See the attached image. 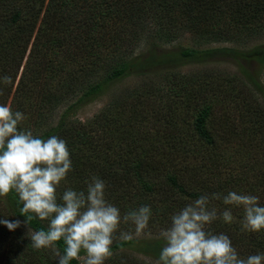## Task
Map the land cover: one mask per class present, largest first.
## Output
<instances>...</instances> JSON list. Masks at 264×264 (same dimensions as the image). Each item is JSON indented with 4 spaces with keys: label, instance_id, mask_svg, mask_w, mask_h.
<instances>
[{
    "label": "trees",
    "instance_id": "16d2710c",
    "mask_svg": "<svg viewBox=\"0 0 264 264\" xmlns=\"http://www.w3.org/2000/svg\"><path fill=\"white\" fill-rule=\"evenodd\" d=\"M153 14L157 22L149 28ZM261 18L264 0H0V78L13 81L0 82V104L25 115L18 130L67 142L72 170L57 188L58 202L68 188L86 190L95 175L121 217L141 206L152 210L144 232L153 238L116 239L111 246L112 252L134 248L149 262L111 255L105 264H156L164 246L160 232L200 196L236 191L264 206V45L135 53L145 32L163 44L185 34L198 45L246 44ZM217 58L231 59L238 71L179 70ZM130 76H147L150 84L116 92ZM36 89L40 101L29 102ZM104 97L108 102L95 116L75 118ZM22 206L15 191L0 197V220L25 222ZM211 206L218 215L231 207L222 200ZM233 217L208 229L228 235L241 257L264 254V230L242 231L241 209L233 208ZM47 227L38 218L15 231L0 224V264H57L52 249H33L27 235L29 228ZM126 229L135 231L121 220L114 239ZM58 247L63 253V241Z\"/></svg>",
    "mask_w": 264,
    "mask_h": 264
},
{
    "label": "clouds",
    "instance_id": "9594fccd",
    "mask_svg": "<svg viewBox=\"0 0 264 264\" xmlns=\"http://www.w3.org/2000/svg\"><path fill=\"white\" fill-rule=\"evenodd\" d=\"M0 82L13 83L10 76L0 78ZM25 119L23 113L0 104V197L15 191L23 205L20 212L27 218L25 222L3 219L0 224L15 231L34 218L48 221L46 230L28 229L33 249H52L57 264L81 259L84 264H105L112 255L121 220L134 225L135 235H142L149 225L151 208L141 206L121 217L120 209L106 199V183L95 175L86 182V190L68 188L58 202L57 188L72 170L67 142L58 136L45 140L30 130H18ZM217 200L231 207L218 215V209L211 206ZM233 208L243 211L242 231L264 230V206L258 197L236 191L203 195L172 215L170 226L160 232L164 246L156 264H262L264 254L241 257L228 235L208 229L217 219L230 224ZM131 238L130 232L120 233L122 240ZM61 241L63 253L58 247Z\"/></svg>",
    "mask_w": 264,
    "mask_h": 264
},
{
    "label": "rangeland",
    "instance_id": "374dc122",
    "mask_svg": "<svg viewBox=\"0 0 264 264\" xmlns=\"http://www.w3.org/2000/svg\"><path fill=\"white\" fill-rule=\"evenodd\" d=\"M240 1V0H238ZM229 19H232V15L227 16ZM151 24L149 25V28H153V24L157 22V15L153 14L150 18ZM157 25V24H156ZM243 30L245 31V28L243 27ZM257 30L259 32L256 33V35L253 38H250L248 43L246 44H202L198 45L195 43L193 38L190 36V34H185L182 38H180L178 41L170 43V44H163L160 42L158 39H156L151 33L145 32L141 41V44L139 45L138 49L135 51L136 55H143L147 54L150 50H160V51H167V50H179L182 48H196L199 50H209V49H214V48H221V47H233V48H238L242 50H250L256 46L259 45H264V18L260 19V25L257 27ZM248 35L247 33H245ZM252 67H255V64L252 65ZM199 68H202L204 70H216V69H221L223 72H237L238 67L233 63L231 59H225V58H217L213 59L209 63H206L205 65L202 66H197V65H186L179 70L184 72V73H191L196 70H199ZM261 81L264 83V71L260 73L259 75ZM147 76H130L127 77L121 81H119L115 86H116V92H120L125 90L126 88L133 89L138 87L142 82H145V84L148 85L150 84V79H146ZM153 79H160L158 75L154 76ZM160 80H156L153 82H159ZM38 88V87H37ZM109 98V97H108ZM108 98L104 97L101 98L92 104H89L85 107H83L81 110H79L75 116L78 120H88L95 116L100 110L106 105L108 102ZM75 100V99H74ZM74 100H71L69 102H72ZM40 101V97L37 95V89L29 95V102L36 103ZM67 104H64L61 108L57 109L54 114H52V122H57L59 116L63 111L65 110ZM51 114V113H49ZM134 227V225H133ZM135 230V229H134ZM145 230H148L146 228ZM28 232V231H27ZM124 232H130L128 229L124 230ZM132 233V240H135L139 243V241L146 240L147 238H153L154 235L143 233L142 235H135V231L131 232ZM116 239H120V235L115 237L113 239V242L116 241ZM137 247V244L135 245ZM113 256H123V260H127V262H130L132 259L134 260H140L139 262H149V258L144 257L140 253H138L134 248L131 247H126V248H121V249H116L114 252H112ZM106 262V261H105ZM84 264V262H82ZM106 264H110L109 262Z\"/></svg>",
    "mask_w": 264,
    "mask_h": 264
}]
</instances>
